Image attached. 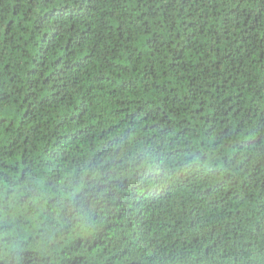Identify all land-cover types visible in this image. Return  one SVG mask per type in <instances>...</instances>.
Wrapping results in <instances>:
<instances>
[{"label": "trees", "instance_id": "1", "mask_svg": "<svg viewBox=\"0 0 264 264\" xmlns=\"http://www.w3.org/2000/svg\"><path fill=\"white\" fill-rule=\"evenodd\" d=\"M0 264H264V0H0Z\"/></svg>", "mask_w": 264, "mask_h": 264}]
</instances>
